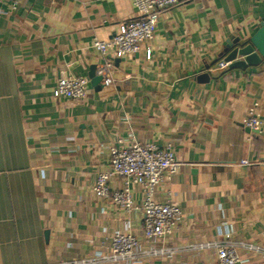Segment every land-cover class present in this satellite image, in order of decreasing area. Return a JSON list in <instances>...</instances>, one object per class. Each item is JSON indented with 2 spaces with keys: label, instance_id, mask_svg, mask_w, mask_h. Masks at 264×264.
Here are the masks:
<instances>
[{
  "label": "crops",
  "instance_id": "crops-1",
  "mask_svg": "<svg viewBox=\"0 0 264 264\" xmlns=\"http://www.w3.org/2000/svg\"><path fill=\"white\" fill-rule=\"evenodd\" d=\"M137 15L132 0H20L15 8L0 0V264L91 255L127 224L147 245L141 209L127 212L92 191L109 167L108 146L130 136L171 145L179 161L154 192L183 212L165 244L219 239L227 228L264 246V60L246 61L264 0H181L158 13L137 52L112 59L110 83L92 84L89 67L98 74L102 61L94 37L109 38ZM228 58L245 63L219 69ZM69 74L87 77L85 95L54 97ZM253 102L257 131L243 123ZM123 180L112 175L109 187ZM131 192L140 204V188ZM240 254L250 261L239 264H264ZM215 260L206 248L122 264Z\"/></svg>",
  "mask_w": 264,
  "mask_h": 264
},
{
  "label": "built area",
  "instance_id": "built-area-1",
  "mask_svg": "<svg viewBox=\"0 0 264 264\" xmlns=\"http://www.w3.org/2000/svg\"><path fill=\"white\" fill-rule=\"evenodd\" d=\"M7 1L12 8H15L20 0ZM179 1L181 0H132L138 14L136 17L120 23L118 29L109 38L94 37L92 45L102 57L96 70L102 75L103 83L108 84L112 80V59L137 52L141 41L153 36L158 13ZM145 56H150L149 48L146 49ZM232 62V59H220L217 67L226 69ZM87 82L88 79L84 75H61L56 81L53 96L83 97ZM257 106L258 103L253 102L243 119V123L253 131L260 130L262 124ZM108 154L109 167L98 171L92 191L98 197L109 198L127 212L141 209L143 237L147 245L141 243L127 224L123 229H117L111 234L106 250L84 257L60 259L45 264L140 263L145 260L171 257L181 250L206 248L215 250V264H239L250 261L249 258L242 257L241 250L254 252L264 259V246L246 240H235L227 228H224L219 239L188 241L179 246L165 244L164 239L174 232L183 216L182 209L177 203L169 198L157 200L154 196L157 185L164 178H169L179 166L173 147L141 142L133 136L119 137L108 146ZM241 163L250 162L247 159H241ZM112 175L122 176L123 184L111 189L108 181ZM133 185L141 190L140 204H136L132 196ZM184 263L181 262V264Z\"/></svg>",
  "mask_w": 264,
  "mask_h": 264
},
{
  "label": "water",
  "instance_id": "water-1",
  "mask_svg": "<svg viewBox=\"0 0 264 264\" xmlns=\"http://www.w3.org/2000/svg\"><path fill=\"white\" fill-rule=\"evenodd\" d=\"M249 47L254 49V52L247 55L246 61H249L251 57L258 54L262 60H264V18L260 22V25L255 30V32L249 37ZM231 59V58H228ZM245 63L244 61H233L229 66L240 65ZM95 65H90L89 67V76L91 78L92 84H97L102 79V75L94 73Z\"/></svg>",
  "mask_w": 264,
  "mask_h": 264
}]
</instances>
